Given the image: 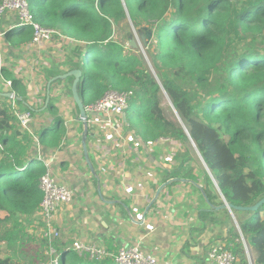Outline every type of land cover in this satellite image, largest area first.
Wrapping results in <instances>:
<instances>
[{
    "label": "trees",
    "instance_id": "obj_1",
    "mask_svg": "<svg viewBox=\"0 0 264 264\" xmlns=\"http://www.w3.org/2000/svg\"><path fill=\"white\" fill-rule=\"evenodd\" d=\"M28 1L35 21L83 46L76 67L82 73L84 106L109 88L131 91L126 120L140 138H170L184 146L186 155L195 152L193 141L229 203L248 206L264 196V85L243 92L237 85L248 70L264 69V0ZM229 10L232 15L221 18ZM120 23L125 43L133 31H152L144 48L156 78L138 49L117 37ZM20 26V31L5 32V38L32 39L31 27ZM17 84L11 80L12 87ZM164 93L178 113L176 120L164 115ZM134 115L139 122H133ZM59 123L55 118L54 125ZM48 130H40L39 143L58 146L62 133L47 138ZM31 134L21 129L13 112L0 107V213H5L0 242L6 245L0 264H38L47 257L46 243L24 231L39 208V180L46 171L44 162L29 154ZM234 212L240 232L232 227L226 240L234 264H247L241 237L253 264H264V204L253 213ZM60 260L116 264L85 261L65 249Z\"/></svg>",
    "mask_w": 264,
    "mask_h": 264
},
{
    "label": "crops",
    "instance_id": "obj_2",
    "mask_svg": "<svg viewBox=\"0 0 264 264\" xmlns=\"http://www.w3.org/2000/svg\"><path fill=\"white\" fill-rule=\"evenodd\" d=\"M20 27L15 15L7 13L0 30L5 34ZM16 35L11 36L13 45L0 37V107L14 114L31 111L30 130L35 137L29 154L75 191L54 217L60 232L54 242L59 256L64 249L73 251L70 244L80 240L113 254L121 247L138 246L154 254L159 264H206L209 246L227 244L231 228L239 232L240 219L234 211L217 208L224 198L209 168L197 167L191 155L184 156L178 141L140 138L126 112L120 119L112 116L110 122L88 124L86 133L71 97L73 77L54 78L77 68L83 46L63 34L41 44L31 39L17 42ZM12 79L17 86H11ZM55 118L60 120L57 126ZM44 127L49 129L47 138L62 133L58 146L39 143L37 135ZM98 131L100 136L93 135ZM164 183L168 184L157 195ZM29 224L26 231L36 237ZM105 260L113 258L107 255L100 261Z\"/></svg>",
    "mask_w": 264,
    "mask_h": 264
},
{
    "label": "built area",
    "instance_id": "obj_3",
    "mask_svg": "<svg viewBox=\"0 0 264 264\" xmlns=\"http://www.w3.org/2000/svg\"><path fill=\"white\" fill-rule=\"evenodd\" d=\"M7 13H13L19 25L31 27V42L33 44H41L42 42L62 37V34L57 29L45 27L34 20L28 0H1L0 25ZM1 36H4V33L0 30ZM7 83L10 84V81H7ZM131 95V91L107 89L101 98L84 106L87 114V124L103 121L110 122L112 116L120 119L128 109ZM98 115L103 116V118L98 117ZM15 116L21 129L32 133L30 130V123L32 121L31 111H20L15 113ZM33 137L35 136L33 135ZM160 141L170 142L172 140L163 137L160 138ZM39 188L42 197L39 208L31 220L33 227L37 228V236L47 245L45 250L47 258L39 264H61L59 253L54 244L60 237V232L54 225V217L62 205L71 202L75 191L73 188L58 182L48 169L40 177ZM148 229H152V227H148ZM241 239L243 238L241 237ZM69 248L82 259H89L90 261H100L109 255L116 264H159L154 254L143 251L138 246L121 247L113 254L107 253L104 248L98 245L74 240ZM235 261L234 254L225 242H216L209 246L206 251V264H234Z\"/></svg>",
    "mask_w": 264,
    "mask_h": 264
},
{
    "label": "water",
    "instance_id": "obj_4",
    "mask_svg": "<svg viewBox=\"0 0 264 264\" xmlns=\"http://www.w3.org/2000/svg\"><path fill=\"white\" fill-rule=\"evenodd\" d=\"M151 37H152V31L144 28L142 33H139V35H134V36L129 38L128 45L131 48H137L139 46L142 47V46L147 45L149 43ZM81 74H82L81 70L76 68V69H72V70L68 71L67 73H63V74L59 75L58 77H54V78L55 79H64L68 76L73 77V81H72V85H71V97H72V100H73L74 104L76 105L78 112H79L78 113V119H79V121L82 122L83 127H84V131L87 133L88 132V124L86 122L87 114L85 112L84 104H83V101L81 98V92L79 91L80 90L79 82H80ZM155 78H156V76H155ZM51 82L52 81H49V83L47 85L48 89H49ZM10 94L11 93H5L4 95L11 96ZM46 100L48 101V97H46ZM170 104L172 105L171 102H170ZM172 107H173V105H172ZM173 109H175V108L173 107ZM177 118H178V115H177ZM102 133H103V131H102ZM93 135L100 136L101 131L94 132ZM191 143H192L193 147L196 149L193 141H191ZM83 149H84L85 156H87L85 140H84V144H83ZM199 156L201 157L200 153H199ZM201 160L204 161L202 157H201ZM167 184L164 183L160 186L159 190L157 191V195ZM263 204H264V196H262L260 199H258L254 204L248 205V206L234 205L232 203L227 202L225 199H223L222 204L220 206H218L217 208L228 209L230 211V213H233L234 210H236V211H247V212L253 213L256 210H258Z\"/></svg>",
    "mask_w": 264,
    "mask_h": 264
},
{
    "label": "rangeland",
    "instance_id": "obj_5",
    "mask_svg": "<svg viewBox=\"0 0 264 264\" xmlns=\"http://www.w3.org/2000/svg\"><path fill=\"white\" fill-rule=\"evenodd\" d=\"M132 29H133V27H132ZM124 30H125V27H124V24L123 23H120L117 27H116V33H117V37H122L121 39H122V42H124L123 40H124V37H123V34H124ZM143 32V31H142ZM142 32H140V33H142ZM134 35H139L137 32H135V31H133L132 32V36H134ZM131 36V37H132ZM129 41V40H128ZM124 44H126V45H128V42L127 43H125L124 42ZM129 46V45H128ZM130 47V46H129ZM145 45L144 46H142V47H137V48H134V49H138V52L140 53V55L143 57V59L145 60V62H146V65L148 66V68H149V70L151 71V73L154 75V76H156V73H155V71L153 70V68H152V66H151V63H150V61H149V59H148V57H147V55H146V53H145ZM165 94V93H164ZM161 99H162V104H161V106H163V108H164V115H165V117L166 118H168V119H173V120H176V119H178L177 118V111H176V109H173V107H172V105L170 104V100H169V98L167 97V95L165 94V95H162V97H161ZM135 111V110H134ZM136 112V111H135ZM129 112H128V109H127V114H128ZM138 120V118H137V116L136 115H134V118H133V122H135V121H137ZM138 122H139V120H138ZM136 125H138V123L136 124ZM196 147V146H195ZM194 150H195V152L193 153H191V152H189L187 155H193V157L195 158V160H196V162H197V167H200V168H202V169H206V166H207V164H205V162L204 161H202L201 160V158H200V156H199V151H198V149H197V147H196V149L194 148ZM183 152H186L187 153V151H184L183 150ZM186 153L184 154V156L186 155ZM192 157V156H191ZM208 167V166H207ZM209 168V167H208ZM210 170V169H209ZM210 174H211V171H210ZM212 175V174H211ZM212 178H213V181H214V183L216 182L215 181V179H214V177L212 176ZM31 221V220H30ZM27 227H30L31 228V225L30 224H27L26 222L24 223V228H25V232L27 233V234H29L27 231H28V229H27V231H26V228ZM35 229H37V228H34V229H32V230H35ZM238 231H239V228H238ZM240 232V231H239ZM36 238H38V239H40L38 236H36ZM240 242H241V244H242V247H243V254H244V257H245V261H246V263L247 264H253V260H252V257H251V255H250V251H249V248H248V245H247V243H246V241L244 240V239H241L240 238V240H239ZM5 243L4 242H0V256H3L4 255V248H5ZM47 258V257H46ZM45 258V259H46ZM44 259V260H45ZM237 260V259H236ZM43 261V259L42 260H40L39 262H38V264L39 263H41ZM25 264H27V263H25Z\"/></svg>",
    "mask_w": 264,
    "mask_h": 264
},
{
    "label": "clouds",
    "instance_id": "obj_6",
    "mask_svg": "<svg viewBox=\"0 0 264 264\" xmlns=\"http://www.w3.org/2000/svg\"><path fill=\"white\" fill-rule=\"evenodd\" d=\"M237 7H240V5H237ZM231 15L232 12L229 10L228 12L223 13L221 18ZM237 85L242 92L253 89L260 85H264V69L248 70L238 79Z\"/></svg>",
    "mask_w": 264,
    "mask_h": 264
}]
</instances>
